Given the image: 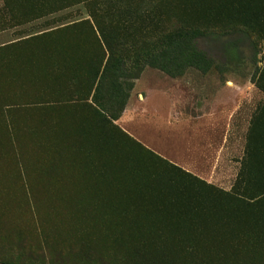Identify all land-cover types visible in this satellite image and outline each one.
<instances>
[{
  "label": "rangeland",
  "instance_id": "obj_1",
  "mask_svg": "<svg viewBox=\"0 0 264 264\" xmlns=\"http://www.w3.org/2000/svg\"><path fill=\"white\" fill-rule=\"evenodd\" d=\"M0 264H264V0H0Z\"/></svg>",
  "mask_w": 264,
  "mask_h": 264
},
{
  "label": "trees",
  "instance_id": "obj_2",
  "mask_svg": "<svg viewBox=\"0 0 264 264\" xmlns=\"http://www.w3.org/2000/svg\"><path fill=\"white\" fill-rule=\"evenodd\" d=\"M243 26L252 30L257 29V24L253 22H243ZM236 31L228 32L224 36L206 34L199 31L179 32L173 36L164 38L161 42V49L157 50L153 48L144 54L143 59L147 65L160 69L172 77L182 76L188 70H195L206 74L212 69H218L221 73L222 70L214 66L210 55L206 51L199 49L198 42L202 40L207 46L218 45L227 59H238L239 50L237 46L242 42L241 38L243 41H247L248 36L246 33L240 34V32ZM233 32L240 34L241 37L239 39H231L229 36L235 34ZM224 38L230 39L222 40ZM169 49L173 50L172 55H170ZM108 68L109 66L106 68V74H109ZM113 68L110 70L113 71V76L121 73L117 70V67ZM103 74L105 75V71L102 73V76Z\"/></svg>",
  "mask_w": 264,
  "mask_h": 264
}]
</instances>
